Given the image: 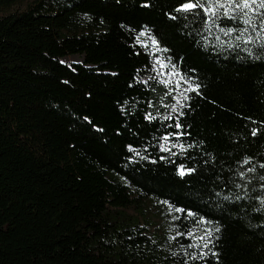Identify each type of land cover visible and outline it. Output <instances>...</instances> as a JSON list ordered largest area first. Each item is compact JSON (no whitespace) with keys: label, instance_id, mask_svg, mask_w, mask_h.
<instances>
[{"label":"trees","instance_id":"trees-1","mask_svg":"<svg viewBox=\"0 0 264 264\" xmlns=\"http://www.w3.org/2000/svg\"><path fill=\"white\" fill-rule=\"evenodd\" d=\"M188 3L0 0V264H264V8Z\"/></svg>","mask_w":264,"mask_h":264},{"label":"snow or ice","instance_id":"snow-or-ice-1","mask_svg":"<svg viewBox=\"0 0 264 264\" xmlns=\"http://www.w3.org/2000/svg\"><path fill=\"white\" fill-rule=\"evenodd\" d=\"M227 4V6H226ZM252 4H256L257 5V10L259 8H264V0H259V3H257V0H226L225 3H219V0H217V6L215 8V10L212 7H209L208 9H206V11H208L209 13L212 14V16L219 18L221 15L223 16H227L231 19H235L236 16L233 15V12H235L236 10H239L240 12L243 13V16L246 17L247 19H245V23H251L252 18L249 17L248 12L244 11V9H249L250 11L252 10L251 5ZM198 6H202L199 3V0H197L196 4L193 3H188L183 5V9L184 10H188L194 7H198ZM220 9H223V12H220ZM221 31L223 32L224 29H221ZM232 30L229 29L228 32H231ZM243 31H247V29H244ZM228 32H225V35L228 34ZM179 126V125H177ZM253 134H255V132H253ZM183 174V173H181Z\"/></svg>","mask_w":264,"mask_h":264},{"label":"rangeland","instance_id":"rangeland-1","mask_svg":"<svg viewBox=\"0 0 264 264\" xmlns=\"http://www.w3.org/2000/svg\"><path fill=\"white\" fill-rule=\"evenodd\" d=\"M64 59L71 62H81L82 56L78 54H74V55H68Z\"/></svg>","mask_w":264,"mask_h":264}]
</instances>
